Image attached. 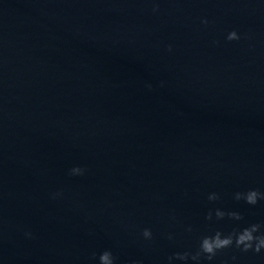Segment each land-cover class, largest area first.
Returning a JSON list of instances; mask_svg holds the SVG:
<instances>
[{"label": "clouds", "instance_id": "1", "mask_svg": "<svg viewBox=\"0 0 264 264\" xmlns=\"http://www.w3.org/2000/svg\"><path fill=\"white\" fill-rule=\"evenodd\" d=\"M153 11H158V7H154ZM203 23L207 24L208 21L204 20ZM226 39L228 41L233 40H239L240 36L239 34L233 30L230 33H228ZM168 50L171 51L172 47L171 45L168 46ZM149 88H151V85H148ZM86 169L76 166L70 169L69 174L70 175H83L85 173ZM62 195V193H55L53 194V198H57L58 196ZM240 193H237L236 198H241ZM216 195L212 194L209 196L210 200L216 199ZM258 198L264 199V194L259 193L256 190H249L246 194H244V199L248 204L255 205L258 201ZM216 215L218 218H223L225 215L221 211H217ZM229 215L235 217L236 219H240L241 217L237 213H230ZM208 219H211V213H209ZM260 226L257 224H253L248 228L243 229L242 231L238 233H233L228 236H222L220 232H216L213 236H207L204 237L201 240L200 243V251L192 256L193 260L198 259L200 253H203L207 256L209 260H211L217 253V251L222 250L224 248L231 247L233 245V242H235V245L239 248L242 246L243 251L253 250L257 253L260 252L262 248H264V236H255L254 233H256L259 230ZM27 236H31V233H26ZM142 236L146 240H150L152 238V232L151 229L145 228L142 231ZM235 238V239H234ZM255 241V246L253 247V242ZM95 256V254H93ZM176 259L180 260H186L188 258V253H177L175 254ZM99 264H115V257L113 256L112 252L110 250H105L99 255ZM173 257H169V261H171Z\"/></svg>", "mask_w": 264, "mask_h": 264}]
</instances>
